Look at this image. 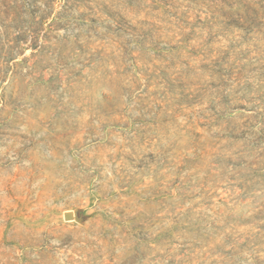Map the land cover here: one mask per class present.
<instances>
[{
	"label": "rangeland",
	"instance_id": "obj_1",
	"mask_svg": "<svg viewBox=\"0 0 264 264\" xmlns=\"http://www.w3.org/2000/svg\"><path fill=\"white\" fill-rule=\"evenodd\" d=\"M0 264H264V0H0Z\"/></svg>",
	"mask_w": 264,
	"mask_h": 264
},
{
	"label": "water",
	"instance_id": "obj_2",
	"mask_svg": "<svg viewBox=\"0 0 264 264\" xmlns=\"http://www.w3.org/2000/svg\"><path fill=\"white\" fill-rule=\"evenodd\" d=\"M72 218H73V215L71 213L67 212V213L64 214V219L65 220H71Z\"/></svg>",
	"mask_w": 264,
	"mask_h": 264
}]
</instances>
